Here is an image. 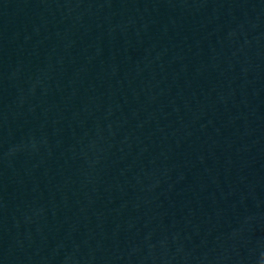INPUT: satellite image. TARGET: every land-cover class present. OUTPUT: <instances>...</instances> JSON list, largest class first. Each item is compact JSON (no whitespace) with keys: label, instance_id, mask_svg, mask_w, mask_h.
<instances>
[{"label":"water","instance_id":"obj_1","mask_svg":"<svg viewBox=\"0 0 264 264\" xmlns=\"http://www.w3.org/2000/svg\"><path fill=\"white\" fill-rule=\"evenodd\" d=\"M0 264H264V0H0Z\"/></svg>","mask_w":264,"mask_h":264}]
</instances>
